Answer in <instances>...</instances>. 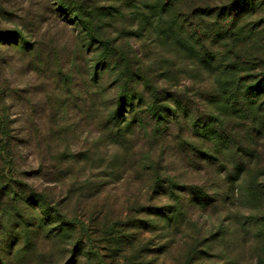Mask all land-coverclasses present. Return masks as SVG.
<instances>
[{"label":"rangeland","instance_id":"obj_1","mask_svg":"<svg viewBox=\"0 0 264 264\" xmlns=\"http://www.w3.org/2000/svg\"><path fill=\"white\" fill-rule=\"evenodd\" d=\"M59 1L0 0V32H20L30 44L28 51L0 47V252L17 244L22 226L45 204L71 241L31 246L39 264H264V192L255 202L245 198L250 178H263L255 165L264 164V137L255 155L247 153L251 159L238 157L253 165L245 183L226 185L222 164L210 169L198 158L202 144L189 131L191 120L186 126L172 119L169 130L150 119L146 127L133 122L119 130L110 120L116 93L107 77L101 96L78 74L85 61L70 72L82 35L58 12ZM128 1L129 9L139 8ZM147 27L127 14L107 16L99 29L131 59L140 54L162 97L171 91L192 116L204 114L212 96L196 90L207 92L208 77L182 52L183 38L167 41ZM175 184L208 196L206 207L186 210L178 225L168 213ZM20 247L28 257L21 245L10 254Z\"/></svg>","mask_w":264,"mask_h":264},{"label":"trees","instance_id":"obj_2","mask_svg":"<svg viewBox=\"0 0 264 264\" xmlns=\"http://www.w3.org/2000/svg\"><path fill=\"white\" fill-rule=\"evenodd\" d=\"M128 2H57L58 12L73 21L72 29L82 35L75 56L70 59V72L77 73L75 62L78 59L85 61L86 66L79 69L78 74L89 78L90 88L91 82H94V87L104 92L101 96H106L107 90L101 83L107 77L116 93L115 109L110 120L119 130L123 126V130L129 128L133 122L146 127L145 122L149 119L169 130L172 119L178 123L185 120L186 126L191 120L189 131L202 144V149L196 150L198 158L210 169L217 164L225 167L220 172L221 175L226 173L219 180L222 183H245L253 165L239 162L238 157L243 155L249 159L248 152L255 155L257 139L264 137V0H137L139 8L134 9L128 8ZM101 3L110 7L103 8ZM105 11L112 12L105 14ZM127 14H131L135 21L138 19L143 27L148 26L149 31L161 30L167 41H171L173 36L183 38L184 49L179 47V50L187 53L193 67L208 77L207 92L196 90L197 96H212L207 100L204 114L198 112L192 116L187 108L178 104L171 91L165 92L169 96L162 97V93L154 90L151 71L146 69L140 54L137 52L136 57L131 59L101 35L99 27L107 16L124 17ZM2 46L15 51H28L30 44L20 32H0ZM83 50L88 54L84 55ZM56 70L60 73L65 69L59 65ZM124 114L132 117L131 122L128 123L122 116ZM120 118L124 121L120 122ZM238 133H243V136L239 137ZM234 134L235 138H232ZM259 142H264V139ZM255 169L263 178H250L247 182L245 198L251 202L256 201L255 197L260 199V192H264L261 186L264 183L262 160L256 163ZM231 172L233 177L228 175ZM170 187L175 197L171 198L173 205L168 213L175 217V225L185 217L186 210L208 205V196L198 186L175 184ZM229 193L227 190L226 197ZM225 199L221 196L220 201ZM38 207L42 209L41 216L22 226L25 230L15 238L17 244L6 246L0 252V256L6 257L0 260V264H26L27 261L28 264H39L41 255L36 247L30 249L31 246L71 241L64 224H56L50 216L52 208L45 204ZM52 213L53 216L59 215ZM19 245L26 247L28 257L20 255L23 253L21 247L18 254H10V249ZM75 250H78L77 244Z\"/></svg>","mask_w":264,"mask_h":264}]
</instances>
